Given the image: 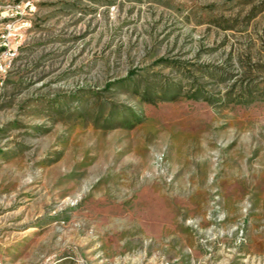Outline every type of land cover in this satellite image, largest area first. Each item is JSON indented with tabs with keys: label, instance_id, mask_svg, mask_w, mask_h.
Here are the masks:
<instances>
[{
	"label": "rangeland",
	"instance_id": "374dc122",
	"mask_svg": "<svg viewBox=\"0 0 264 264\" xmlns=\"http://www.w3.org/2000/svg\"><path fill=\"white\" fill-rule=\"evenodd\" d=\"M32 3L0 49V264H264V0Z\"/></svg>",
	"mask_w": 264,
	"mask_h": 264
},
{
	"label": "built area",
	"instance_id": "2783aa9c",
	"mask_svg": "<svg viewBox=\"0 0 264 264\" xmlns=\"http://www.w3.org/2000/svg\"><path fill=\"white\" fill-rule=\"evenodd\" d=\"M34 10L32 0H0V40L1 50L10 54L11 48L7 47L5 39L12 35L15 23ZM1 27H4L2 30ZM6 31H8L6 33ZM7 47V48H6Z\"/></svg>",
	"mask_w": 264,
	"mask_h": 264
},
{
	"label": "bare ground",
	"instance_id": "6f19581e",
	"mask_svg": "<svg viewBox=\"0 0 264 264\" xmlns=\"http://www.w3.org/2000/svg\"><path fill=\"white\" fill-rule=\"evenodd\" d=\"M0 49H1V47H0Z\"/></svg>",
	"mask_w": 264,
	"mask_h": 264
}]
</instances>
